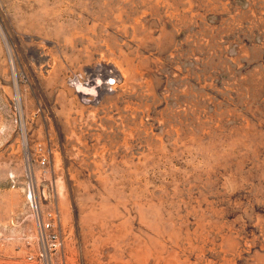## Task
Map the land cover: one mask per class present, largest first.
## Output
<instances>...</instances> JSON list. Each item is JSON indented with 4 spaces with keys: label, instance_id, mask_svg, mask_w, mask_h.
<instances>
[{
    "label": "rangeland",
    "instance_id": "rangeland-1",
    "mask_svg": "<svg viewBox=\"0 0 264 264\" xmlns=\"http://www.w3.org/2000/svg\"><path fill=\"white\" fill-rule=\"evenodd\" d=\"M0 264H264V0H0Z\"/></svg>",
    "mask_w": 264,
    "mask_h": 264
},
{
    "label": "built area",
    "instance_id": "built-area-1",
    "mask_svg": "<svg viewBox=\"0 0 264 264\" xmlns=\"http://www.w3.org/2000/svg\"><path fill=\"white\" fill-rule=\"evenodd\" d=\"M79 78H85V79H87V80H91V75H85V77L84 76H81V75H79V76H77V75H74L72 78H70V82H73V81H75V80H77V79H79ZM114 83V80H112V82H107V83H105V87H107V86H110V85H112ZM45 157H43L42 158V160H41V163L44 165L45 164ZM50 216L53 218V216H52V214H50ZM37 223H38V229H39V231H49V230H51L52 231V228H53V221H48V222H44L42 219H40V220H38L37 221ZM48 239H50V241H52L53 239H54V242L55 243H53V245H54V248H51V249H56L55 247H56V244H57V239H56V234H55V232L54 231H52L51 233H50V235H48V236H46ZM45 237V238H46ZM31 256V255H30ZM29 260H32L33 259V256H31V257H29L28 258Z\"/></svg>",
    "mask_w": 264,
    "mask_h": 264
},
{
    "label": "bare ground",
    "instance_id": "bare-ground-1",
    "mask_svg": "<svg viewBox=\"0 0 264 264\" xmlns=\"http://www.w3.org/2000/svg\"><path fill=\"white\" fill-rule=\"evenodd\" d=\"M112 74V73H111ZM101 80V79H100Z\"/></svg>",
    "mask_w": 264,
    "mask_h": 264
}]
</instances>
